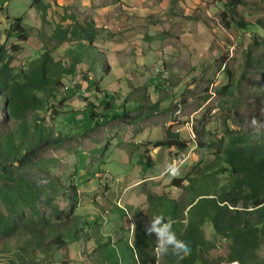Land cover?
<instances>
[{
  "label": "trees",
  "instance_id": "16d2710c",
  "mask_svg": "<svg viewBox=\"0 0 264 264\" xmlns=\"http://www.w3.org/2000/svg\"><path fill=\"white\" fill-rule=\"evenodd\" d=\"M30 1L40 19L39 28H27L16 19L4 32L0 30V104L9 122V127H0L2 253L9 255L15 249L21 257L22 253L59 251L72 244H84L82 255L89 257L91 264H156L155 239L145 235L144 225L159 215L171 220L177 238L191 246V255L183 264H220L209 258L215 246L204 236L206 224L229 243L225 264H264L258 256L264 246V135L256 137L255 132L233 130L225 125L220 138L211 140L201 131L197 132V139L193 131L190 143L203 153L212 152L214 160L194 176L171 181L172 187L185 192L180 201L168 194L146 192V212L130 204L124 208L113 205L111 212L122 222L120 230L101 232L102 220L98 216L77 214L76 190L50 175L51 161L36 157L44 145L61 148L70 137V130L66 132L65 125H58L61 119L73 115L60 112L68 107L66 101L70 96L66 93V98L58 97L64 91L75 96L69 84L77 72L88 89L94 88L96 93L93 97L97 106L84 99V114L89 116L90 124L95 121L94 127H100L119 119L118 115L106 116V111L113 110V96L99 98L98 84L86 79L91 71L95 72L96 59L101 60L102 70L108 71L105 48L112 38L94 20L79 21L66 8L58 7L55 0ZM5 2L0 0V12ZM246 5L245 0H223L224 26L247 30L251 25L238 19L237 12L238 7ZM256 25L264 32L263 21ZM34 38L41 44L37 49L39 55L15 67L17 57ZM11 39L16 42L8 45ZM59 48L65 56L57 59L54 50ZM228 90L229 86L223 92ZM97 109L99 112H95ZM122 116H129V112L125 110ZM176 128L180 126L163 129L162 140L151 145L164 148L169 154L185 152L188 143L175 132ZM126 221L134 225L132 241L130 228L123 225ZM168 255L176 264L175 257Z\"/></svg>",
  "mask_w": 264,
  "mask_h": 264
},
{
  "label": "rangeland",
  "instance_id": "374dc122",
  "mask_svg": "<svg viewBox=\"0 0 264 264\" xmlns=\"http://www.w3.org/2000/svg\"><path fill=\"white\" fill-rule=\"evenodd\" d=\"M72 1L64 0L65 3ZM79 1L82 5L78 1L75 2L79 9L72 7V11L82 20L90 19L93 12H96L90 10L98 6L97 0ZM245 1L246 6L237 8L238 19L241 18L251 25L245 31L224 26L221 20V15L224 13L223 0H163V14L160 16L162 20L166 19L167 22L166 15L178 14L184 17L170 18L167 23H156L158 18L153 21L136 20L132 25L133 29L125 27V24L109 23L107 26L109 30L121 27L120 30L123 32L116 38L111 36L117 44L113 42L107 50L106 62L110 64L112 72L109 77L105 76L106 69L102 71V62L96 59L93 62L94 76L91 71L90 77L94 82H99L101 98L108 95L113 96L115 100L112 104L113 110L106 111V116L113 118L118 115L119 119L100 127H94L95 121L90 124L89 116L84 114L86 111L84 99L94 102L97 106L93 97L96 93L94 88L88 89L85 86V79L79 75L74 76L69 88L71 83L76 81L77 88L84 86L89 93L81 97L71 96L64 91L58 97L59 100L66 98L67 95L70 96L66 101L68 107L60 112L73 115H68L58 123L59 126L65 125L66 132L70 130V137L61 148L44 145L38 150L36 159L52 162L48 165L50 175L77 192L79 198L75 206L78 208L77 214L98 216L102 220L101 232H113L120 230L122 226L118 216L111 212L113 205L124 208L126 204H130L146 212L148 208L146 192L157 195L168 194L171 198L180 201L185 196V192L172 187L171 181L185 179L189 175L194 176L205 164L214 160L212 152L203 153L191 143L194 151L188 161L179 168V175L175 177L170 174L164 175L172 155L166 153L164 149L154 148L151 145L162 139L163 129L174 126H180L182 129L188 125L190 141L194 138V133L198 139L199 131L207 138L217 140L225 125L233 130L255 132L251 124L252 118L264 121L262 114L264 113V32L256 25L258 21L264 22V0ZM121 4L122 1L117 0L116 5ZM103 5L113 6V3ZM16 19H20L27 28L40 27V19L36 11L31 9L30 0H6L0 12V30L4 32ZM184 21L187 29L182 27ZM188 32L189 36L193 35L197 43L202 45L199 51L198 47L193 46V42H185L183 48L174 40L177 35L182 39V36ZM165 33L167 36H164ZM136 34L140 35L139 45L131 44ZM3 41L1 39V42ZM15 42V39H11L8 45ZM40 46L36 38L30 41L29 48H25L24 53L17 57L14 66H23L27 58H36ZM171 52L174 55L181 52L180 59L177 58L174 62L176 71L173 75L168 74V63L164 65L162 63L163 59L170 57ZM54 53L57 59L65 56L62 48H59V51L54 50ZM115 59L116 63H114ZM130 60L133 65L125 68ZM64 62L67 63L68 59H64ZM182 63L184 67H192L189 74L180 76L178 73L181 74L183 71L179 68ZM138 68L146 71L147 78L157 79L160 85H172L174 88L170 89L167 86L168 90L166 88L158 90L153 88V85H143V80L128 82V78L139 76ZM156 69L160 72H155ZM118 81L126 86L134 84L141 90L136 95L130 93L125 97L127 91H123L124 95H122L113 88ZM227 86L229 90L224 93L223 90ZM144 87H147L148 92L143 89ZM117 93L121 97L116 96ZM153 93H156V97L160 99L157 104L164 100L162 108L169 107L166 111L168 115L163 111L158 115L159 118L152 122V120H144V117L156 116L154 112L157 111V105L151 99ZM136 96L141 97L143 106L136 109L133 114L123 117V109L127 110V107L131 109ZM98 110L95 112H99ZM5 116L3 105L0 104V127H9ZM73 116L79 123L78 127L74 125L76 122ZM83 116L87 117L83 119ZM48 119L49 115L46 116L47 125H49ZM133 120H138V123L134 124ZM85 129L89 131L85 132ZM180 136L185 138L182 132ZM199 161L202 162L200 165ZM95 202L104 209L97 207ZM61 207L65 208V203ZM131 223L126 221L123 224L131 230L130 241L133 240ZM203 231L205 238L215 246L210 251L209 258L225 264L229 243L217 237L209 224L203 227ZM91 246L92 244L88 245L89 248ZM84 249V244L81 246L72 244L59 251L22 253L23 257H20L15 249L13 253L5 255L0 246V264H8L10 261L18 264H91L89 257L85 258L82 255ZM155 254L156 264H172L169 255L161 257ZM258 256L264 263V246L259 250Z\"/></svg>",
  "mask_w": 264,
  "mask_h": 264
},
{
  "label": "crops",
  "instance_id": "0c3cea01",
  "mask_svg": "<svg viewBox=\"0 0 264 264\" xmlns=\"http://www.w3.org/2000/svg\"><path fill=\"white\" fill-rule=\"evenodd\" d=\"M63 1V2H62ZM81 4V2L79 0H73L72 2H69V3H65L64 0H55L56 2V5L58 7H63V8H66L67 9V12L69 14H74L76 17L79 18V21L83 22V21H88V20H94L95 23L106 30V32H108L113 38H116L118 37L119 35H121L123 32L120 30L121 27H118L117 28H113L112 30H109L107 28L108 24L111 23V22H116V24L120 25V24H125V27L127 28H132V25L134 23V21L136 20H143V19H151L152 21L155 19V18H158L156 20V23H167L169 22V19L173 18V17H184L183 15L182 16H178V14H176V16H171V15H166L168 16V20L166 22V19H163L160 18V16H162L163 12H162V9L164 7L162 1L163 0H121L122 1V4L121 5H116V2L117 0H97V3H98V6L93 8L92 10L90 11H96V12H93L92 14V17L90 19H87V20H82L80 18V16L72 11V7H75V8H78V4H74L75 2H77ZM104 3H107V4H110V3H113V6H109V5H103ZM166 3V2H165ZM167 4V3H166ZM82 5V4H81ZM57 7V8H58ZM79 9V8H78ZM85 11V10H83ZM155 24V22H153ZM182 27L184 29H187V27H185V21H184V24H182ZM133 29V28H132ZM178 34V33H177ZM189 32L185 35L182 36V39L177 35L175 37V41L179 42L180 45H182V47L184 48V43L185 42H193V46L195 48L198 47V51H199V48H201L202 45H200L199 43H197V41L193 38V35L192 36H189L188 35ZM139 34H136L134 35V38L132 39V43L131 44H136V45H139ZM164 36H167V33L164 34ZM115 40V39H114ZM113 40H112V43H110L109 45H107V47L105 48V54L108 56L107 54V50L109 49V47L113 44ZM114 44H117L114 42ZM205 47H208V45H205ZM183 51V49H182ZM172 54V55H171ZM170 54V57L169 58H166V59H163L162 60V63L164 65V63H168L169 67L167 68L168 70V74L170 73V75L172 74H175V71H176V63H174L175 61H177V58H179V55L181 54L178 53V55H174V53L171 52ZM106 56V57H107ZM130 62V63H129ZM182 62V61H181ZM114 63H116V59L114 60ZM133 64L131 63V60L128 61V64L125 65V68L126 67H131ZM107 66H108V71L106 69L105 71V76H110L111 72H112V69L110 67V64L107 62ZM157 66V65H155ZM190 67L192 66H188V67H184L183 66V63L180 64V67L181 69H183V71L178 73L180 76L181 75H186V74H189L190 72ZM155 68V67H154ZM180 69V70H181ZM103 71V70H102ZM137 73L139 76L137 77H130L127 79L128 82H138L140 80H143L144 84L143 85H153V88H156L158 90H161V88H166L168 85H165V84H159V80L157 79H150L149 77L147 78L146 77V71L144 70H141L140 68L137 69ZM80 72H77L75 75H79ZM91 73H89L86 77V79L91 82L92 78L90 77ZM93 76H94V72H93ZM148 79H149V82H148ZM92 82H94L92 80ZM98 82V81H97ZM169 83V81H167ZM185 82V80H184ZM99 83V82H98ZM97 83V84H98ZM153 83V84H151ZM141 85V86H143ZM86 86V84H85ZM125 86V87H124ZM71 87H72V91L75 90L76 92H74V95H78V96H81V97H84L86 94L89 93V90L86 89L84 86H80V88H77V83L76 81H73L71 83ZM88 88V87H87ZM98 88H100V84H98ZM113 88H116L118 91H120L119 93L122 94L123 91H127L126 94H125V97L129 96L130 93H133L136 95V93L141 90L140 87L134 85V84H127L126 85H123V83L121 81H118L117 82V85H115ZM168 88L170 89H173L174 87L172 85H169ZM168 88H166V90H168ZM143 89H145L146 92H148L147 90V87H144ZM157 90V91H158ZM101 91V90H100ZM115 92H113L114 94ZM125 93V92H124ZM120 94H115L116 96L120 95ZM124 95V94H122ZM99 98H101L102 96V92L100 94H98ZM157 94L156 93H153V95L151 96V99L153 100L152 102L157 105V111L154 112V115H156L155 117H151V118H144V120H153L159 118V114L163 111H167L168 107L169 106H166L165 108H162L163 105V101L160 102V104H157V101H160L159 98L156 97ZM121 97V95H120ZM136 100L135 102H131L132 103V107L131 109H129L127 107V111L129 112V115L133 114L136 109H138L140 106H143L142 104V101H141V97L139 96H136L135 97ZM159 103V102H158ZM148 106V105H146ZM148 107H151V106H148ZM158 107H160V109H158ZM126 109H123V112L125 111ZM166 114L168 115V113L166 112ZM165 115V113H164ZM152 116V115H151ZM170 119V117H169ZM142 120V119H141ZM154 120V121H155ZM140 122V121H139ZM188 126V125H187ZM181 130V132L183 133V135H185V140H187V134H186V129L182 127L180 128H176L175 130ZM163 137V136H162ZM162 140V139H161ZM161 149H164V148H161ZM165 150V149H164ZM166 153H168L166 150H165ZM155 153V152H154ZM173 153H171L172 155Z\"/></svg>",
  "mask_w": 264,
  "mask_h": 264
},
{
  "label": "clouds",
  "instance_id": "9594fccd",
  "mask_svg": "<svg viewBox=\"0 0 264 264\" xmlns=\"http://www.w3.org/2000/svg\"><path fill=\"white\" fill-rule=\"evenodd\" d=\"M251 124L256 137L264 135V121L252 118ZM163 174H170L173 177L178 176L179 168L175 164H169ZM144 232L146 236H155V251L161 257L171 253L176 259V264H183L184 260L191 255L190 244L177 238L171 220H165L164 217L155 215L150 222L147 221L144 225Z\"/></svg>",
  "mask_w": 264,
  "mask_h": 264
},
{
  "label": "built area",
  "instance_id": "2783aa9c",
  "mask_svg": "<svg viewBox=\"0 0 264 264\" xmlns=\"http://www.w3.org/2000/svg\"><path fill=\"white\" fill-rule=\"evenodd\" d=\"M155 72H160L159 69H156ZM186 136H187V143H188V147L187 150L185 152H176L172 154V158L170 160V164H175L178 168H181L183 166V164H185L188 159L190 158L191 154L193 153V149L191 147V143H190V136H189V126H187L186 128ZM177 134H181V130L177 129L175 131Z\"/></svg>",
  "mask_w": 264,
  "mask_h": 264
}]
</instances>
